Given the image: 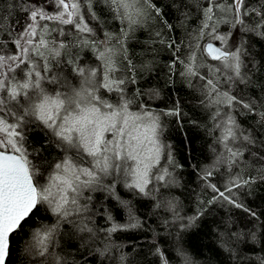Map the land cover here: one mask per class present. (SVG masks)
I'll list each match as a JSON object with an SVG mask.
<instances>
[{"label": "snow or ice", "instance_id": "1", "mask_svg": "<svg viewBox=\"0 0 264 264\" xmlns=\"http://www.w3.org/2000/svg\"><path fill=\"white\" fill-rule=\"evenodd\" d=\"M101 4L123 26L119 35L105 31L99 39L97 28L89 23L102 20L97 14ZM0 6V264H6L14 237L26 227L30 232L23 251L31 264H79L62 249L65 238L79 239L83 251H76L83 264H91L87 257L93 252L103 257L113 246V234L142 227L131 202L117 194V184L154 201L153 209L171 212V219L161 220L165 228L179 229L175 257L179 264H195L180 241L182 233L196 225L203 209L185 218L166 195L165 190L175 184L172 170L181 165L172 146L160 140L162 117H173L182 125L185 113L178 101L166 110H153L148 100L158 97V90L137 88L130 96L128 89L137 82L136 66L125 46L129 32L152 14L163 19L160 7L154 0H0ZM172 6L176 7L175 0ZM197 6L201 22L186 51L183 40H165L160 32L156 35L171 50L169 72L176 74L179 69V76L199 93L201 105L210 112L211 130L219 132L214 143L222 149L217 163L226 162L232 168L245 158L250 145L259 143L264 149L257 128H245L237 119V115L248 116L264 129V96L257 101L244 91L259 69L254 60H245L243 38L251 33L264 39V0H205ZM218 12L225 17H218ZM13 13L22 15L13 21ZM221 22L230 24V29L220 32ZM164 25L175 31L167 20ZM69 36L73 37L71 45ZM208 37L219 41V46L207 42ZM70 47L89 49L98 63L85 64L76 52L66 55ZM62 64L77 78L75 85L63 70L54 71ZM45 83L52 86L50 90ZM145 95L148 100L136 99ZM33 124L51 133L50 139L54 137L56 146L65 151L62 157L48 161L42 157L44 145L30 144L28 130ZM67 148L75 149V154L68 155ZM251 155L257 163L264 162V150ZM261 168L259 179L264 180V164ZM212 175L205 169L201 179L207 181ZM255 182V177L245 179L237 174L223 189L208 184L214 195L207 203L223 201L256 217L233 194V189ZM96 192L114 198L125 209L126 222L117 221L111 209L98 208L93 203ZM41 211L49 215V222H36ZM96 216L103 217L104 227L98 226ZM231 229L228 219L223 230L215 229L217 243L234 264H252L240 245L261 243L264 238L258 240L255 231ZM98 240L106 242L105 248L96 247ZM153 254L160 264H171L159 247ZM120 260L125 264L127 256L122 254ZM256 264H264V257H258Z\"/></svg>", "mask_w": 264, "mask_h": 264}, {"label": "trees", "instance_id": "2", "mask_svg": "<svg viewBox=\"0 0 264 264\" xmlns=\"http://www.w3.org/2000/svg\"><path fill=\"white\" fill-rule=\"evenodd\" d=\"M205 0H175L176 7H173V0H154L161 11L164 18L159 19L152 14L145 20L142 26H137L134 31L129 32L125 46L128 49V55L135 64L136 83L129 84V95L132 96L137 88L147 92L149 89L158 90L159 96L148 100V96L136 97L137 100H148L149 106L157 111H163L170 108L177 101L180 103L183 113V122L177 124L173 117H162V131L160 134L161 142L165 145H171L173 155L180 167L172 170L175 177V184L165 190L169 198L173 199L177 206L180 216L185 218L195 215L198 210L203 209V215L196 222V225L182 233L180 241L189 254L192 256L195 264H234V260L230 258V254L222 249L217 243V232L215 229L223 230V222L228 219L232 223L233 231L248 233L255 231L257 238H264V180L259 179L262 171L261 164L251 155V152L264 150L259 143L249 146L250 150L245 151V158L241 159L235 167L229 168L228 164L217 163L218 153L222 151L221 147L214 143V137L219 132H213V122L209 119L210 112L205 109L199 100V93L190 88L177 73L169 72L168 65L171 62L172 53L166 45L159 41L160 36L156 34L160 32L162 38L167 40L174 38L177 41L183 40L185 51L187 44L191 39L192 32L200 25L201 10L198 9V3L203 4ZM255 2V0H254ZM11 3V0H8ZM3 12V6H0V14ZM97 14L102 17L100 22L89 21L95 25L99 33V39H102L104 32H112L116 35L120 34L123 27L118 19H114L107 8L101 4L97 7ZM22 14L13 13L11 19L15 21ZM218 17H225L222 12L217 13ZM231 19V17H227ZM164 20L175 26V31L170 32L164 25ZM20 19V23H23ZM220 32H226L230 29V24L221 22L218 25ZM232 31H235L234 29ZM239 35V34H237ZM246 47L245 60L251 63L255 61L256 67L259 69L255 73L253 84L244 89L247 96L260 100L264 96L262 88H264V39L251 34H243ZM69 44L73 37H68ZM207 41H214L210 37ZM205 41H201L203 44ZM219 42V41H218ZM115 44V40H113ZM119 47V45H116ZM76 52L79 59L85 63H98L89 49L69 48L66 55ZM73 56V59H76ZM126 63V61H125ZM67 74L69 82L73 85L77 83L75 78L66 65H60L54 68L55 72ZM46 88L51 89V85L45 83ZM107 95V94H106ZM115 99V96H109ZM135 110V106H133ZM237 119L245 128H257L258 138L264 140V129H260L254 119L237 115ZM51 133L43 129L42 126L31 125L28 130L30 144L33 146L44 145L45 150L42 157L48 161L56 160L65 154L64 149L58 148L54 142L55 138H51ZM67 147V146H65ZM215 149V151H214ZM68 155H74L75 151L67 148ZM209 169L213 175L209 180L201 179L203 170ZM237 174L248 179L250 176L256 178V182L248 187L233 189L235 197L244 204L246 208L251 209L257 215L249 216L243 209L234 208L223 201L216 203H207L211 200L214 193L208 184H214L223 189L231 177ZM117 194L126 201H130V207L137 217L140 218L142 227L131 230L129 232H117L111 237L112 245L104 256L93 252L87 257L91 264H121V255L127 256L125 264H160L158 256L154 255V248L159 247L166 257L171 258V264H179V258L175 257V245L177 243V229L165 228L161 218L168 217L171 219V212L163 209H153L154 201L149 198L142 197L138 194L133 195L132 192L123 187L122 184L116 186ZM97 207L101 206L111 209L113 216L120 223L126 222L127 213L118 202L110 197L106 192L92 193ZM155 213V214H154ZM40 221L49 222L48 214L41 211L39 214ZM99 227L105 226L102 216H96ZM153 229L155 231H153ZM30 229L25 228V232L14 237L11 246L10 256L6 260V264H31V258L26 256L23 249ZM103 235V234H101ZM105 241H97L96 247L105 248ZM65 253H71L69 259L77 258L79 264H83V259L79 258L76 251L83 249L80 247L79 239L65 240L61 245ZM264 242L241 244V251L249 257L252 264H256L258 257H264Z\"/></svg>", "mask_w": 264, "mask_h": 264}, {"label": "rangeland", "instance_id": "3", "mask_svg": "<svg viewBox=\"0 0 264 264\" xmlns=\"http://www.w3.org/2000/svg\"><path fill=\"white\" fill-rule=\"evenodd\" d=\"M213 42H215L216 44H218L219 45V42L218 41H213ZM45 86V85H44ZM45 88H46V86H45ZM160 140H161V138H160ZM68 150H70V151H75V149H72V148H68Z\"/></svg>", "mask_w": 264, "mask_h": 264}, {"label": "water", "instance_id": "4", "mask_svg": "<svg viewBox=\"0 0 264 264\" xmlns=\"http://www.w3.org/2000/svg\"><path fill=\"white\" fill-rule=\"evenodd\" d=\"M207 42L213 43L214 46H219L218 44H216V43L213 42V41H207ZM204 43H205V42H204Z\"/></svg>", "mask_w": 264, "mask_h": 264}]
</instances>
